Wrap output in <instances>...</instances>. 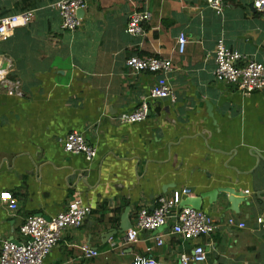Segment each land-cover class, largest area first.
Segmentation results:
<instances>
[{"label":"crops","instance_id":"1","mask_svg":"<svg viewBox=\"0 0 264 264\" xmlns=\"http://www.w3.org/2000/svg\"><path fill=\"white\" fill-rule=\"evenodd\" d=\"M56 1L0 0V17L33 11L28 26L0 41L3 69L22 94L0 85V194L12 193L17 203L10 210L0 199V250L5 241L23 239L28 217H53L81 199L92 214L63 232L45 264H134L147 257L180 264L197 245L208 264H264L258 222L264 219V89L244 95L217 82L214 62L223 40L244 60L264 64V15L252 0L229 2L221 15L204 0H85L81 27L69 31L52 7ZM144 10L151 13L144 35H130V15ZM135 55L172 60L177 101H151L147 119L130 124L121 117L157 81L127 68ZM71 132L97 149L94 160L64 151L60 139ZM217 187L246 193L249 204L232 211L217 195L202 199L217 226L212 234L184 241L169 221L127 243L137 212L154 209L159 197L189 188L194 198ZM128 209L131 224L120 232ZM83 246L99 254L86 258Z\"/></svg>","mask_w":264,"mask_h":264},{"label":"built area","instance_id":"2","mask_svg":"<svg viewBox=\"0 0 264 264\" xmlns=\"http://www.w3.org/2000/svg\"><path fill=\"white\" fill-rule=\"evenodd\" d=\"M204 1L216 14L221 15L225 5L234 0ZM85 3V0H58L52 4L53 8L59 10L64 29L75 31L81 27L82 18L79 12L84 9ZM252 7L256 12L264 15V0H252ZM32 18L31 10L0 17V41H7L16 28L28 26ZM150 19L149 10L134 11L126 27L127 33L143 36L145 24ZM186 42L185 36L180 35L178 45L181 53L185 51ZM244 59L239 52L229 49L223 40H219L214 51L215 79L219 83L237 85L244 95H250L264 89V64ZM2 62L0 60V85L10 87L11 92L21 96L20 83L7 77ZM126 66L135 73L153 74L157 77V81L149 94L141 98L137 109L121 117L123 122L133 124L146 120L151 101L164 99L172 103L177 101L169 78L174 68L172 60L135 55L126 60ZM60 143L65 152L84 155L89 161L94 160L97 155V149L79 132L69 133L65 138L60 139ZM191 193L189 188L176 190L170 196L159 197L154 209L139 210L134 227L127 233V243L138 241L143 233L155 231L167 225L169 221L172 223L171 233L184 241H193L212 234L217 226L209 214L203 210L181 207L182 201L191 196ZM0 199L8 203L10 210L17 208L12 193H2ZM91 214L92 207L77 199L53 217L48 218L42 214L28 217L20 229L23 239L19 242L5 241L2 244L0 264H45V260L60 241L63 232L82 226ZM258 222L264 226L263 218H259ZM229 224L235 225L232 219L229 220ZM240 227L244 228L245 225L240 224ZM156 240L157 245L163 244L161 236ZM82 251L86 258H93L99 254L88 246H83ZM134 264H157V262L152 257H147L138 258ZM180 264H208V253L203 246L197 245L189 255H182Z\"/></svg>","mask_w":264,"mask_h":264},{"label":"water","instance_id":"3","mask_svg":"<svg viewBox=\"0 0 264 264\" xmlns=\"http://www.w3.org/2000/svg\"><path fill=\"white\" fill-rule=\"evenodd\" d=\"M82 11L83 10L79 12L80 15ZM235 86L237 87V85ZM252 153L258 155L259 161L263 159L256 151H253ZM205 194L206 193H202L194 198L187 197L182 201L181 207H191L197 210H202V199H204L205 197H209V199H213L215 195H217L218 201L221 206L223 207L228 206V208H230L232 211L233 210L238 211L239 206L241 204H249V202L247 201L248 195L246 193L242 191H238L237 189H233L231 187H217L213 191H210V193H208L207 195ZM128 215H129V209L123 216V220L126 221L127 223L121 227L120 232L126 231L129 228V227L127 228V224H131L130 221H128L129 220ZM117 233H119V231H114V234Z\"/></svg>","mask_w":264,"mask_h":264}]
</instances>
